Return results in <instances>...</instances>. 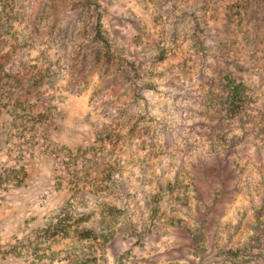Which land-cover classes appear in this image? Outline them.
<instances>
[{
  "label": "rangeland",
  "instance_id": "374dc122",
  "mask_svg": "<svg viewBox=\"0 0 264 264\" xmlns=\"http://www.w3.org/2000/svg\"><path fill=\"white\" fill-rule=\"evenodd\" d=\"M86 1L0 0V175L26 172L0 186V264H264V13L252 0H88L107 46ZM226 78L249 95L236 117L222 111ZM143 163L170 196L140 182ZM66 212L36 260L4 256Z\"/></svg>",
  "mask_w": 264,
  "mask_h": 264
},
{
  "label": "trees",
  "instance_id": "16d2710c",
  "mask_svg": "<svg viewBox=\"0 0 264 264\" xmlns=\"http://www.w3.org/2000/svg\"><path fill=\"white\" fill-rule=\"evenodd\" d=\"M254 1L255 4H257V8L259 10H261V13L263 12L264 13V0H252ZM88 4H93V6L95 5V9L97 10V14L98 15V21H97V26H96V33L94 35V38L97 40V43L98 44H101V43H104L105 45L109 46V42L107 41V39L105 37L102 36V30H101V24H100V12H99V5L97 2H90V1H86ZM262 13V14H263ZM263 17H264V14H263ZM197 29V33L196 34H200L202 35L203 34V31H202V28L199 27L198 24H196V27H195V30ZM196 32V31H195ZM197 36V35H196ZM200 52L202 53L203 50H204V43L202 42L201 45H200ZM126 65V64H125ZM133 70H134V76L132 77V80L136 77H138V73H137V70L135 68V66L133 65ZM2 72H3V68L0 67V86L2 84H4V79H3V76H2ZM6 77V75H4ZM228 79V78H226ZM224 87L222 88L223 92H225V96L223 97V99L221 100V105L223 107V112H225L228 116H230L231 114H235L233 112H235V108H237V111H239L240 109H242L245 104H246V101H244V97L245 99H249V95L245 92V85L242 84V83H237L235 80L231 79V80H226V82L224 83ZM11 95H9L8 93H6V96H5V100L8 102L9 100V97ZM250 102H251V99H250ZM20 102L17 101L15 103V105H13V109L14 110H18L20 109ZM24 107V106H23ZM237 112L235 114V117H236ZM18 118H21L20 115H17ZM34 125L36 124L35 121H37V118H35L34 120ZM24 124L21 126H28V128L30 127V125H28V122L26 119L23 120ZM37 125V124H36ZM134 127V125H133ZM31 128H29L30 130ZM164 129V128H163ZM35 130V129H34ZM34 130L32 129L31 131L34 132ZM52 131H54L52 129ZM163 130H161V132H159L158 134H162ZM167 137H163V145H162V148L165 150L164 153L166 154H169L170 152L171 153H174L172 151V149L170 148V145L168 142H172V139H170L168 137V135H166ZM144 137H146V135L144 134ZM224 137V136H223ZM234 137V135H233ZM233 137H231V139H234ZM155 139V138H154ZM170 140V141H169ZM49 141V140H48ZM56 148V147H55ZM57 149L62 152V153H65V155H68L70 154V152L66 151L67 149L64 148V147H57ZM87 149H90L92 150V147L91 148H87ZM86 150V149H85ZM173 155L169 154L168 158H171L172 159ZM228 157V160H227V165H235L237 162H235V158H237L236 156L233 158H231L229 155L227 156ZM229 157L231 159H229ZM233 157V156H232ZM216 161H218L219 163H221V158H219L218 160L216 159ZM13 163V162H12ZM206 163H204V161L200 162L199 164L196 165H193L194 166V170H199L200 172H207L209 169L206 167ZM17 169V170H16ZM152 171H154V169H151ZM4 174H1L0 175V186L3 185V184H6L8 187L12 186V187H15V186H21L23 181L25 180V177H26V172L23 168L22 165H19L17 164L15 167H12L10 169H5L3 170ZM75 171H73L74 173ZM165 173L168 172L167 169L164 170ZM233 172H236L233 171ZM198 173V172H197ZM199 174V173H198ZM203 174V173H202ZM200 175V179L203 180L205 183H206V186H207V190L210 189L212 186L210 185V183H208L207 181L209 179H213V176L212 175H208V174H205L204 175ZM140 175L142 177H139L140 179V182H142L143 184V180H144V183L146 182L147 179L151 177V180H154L156 182V184L158 185L159 187V195L163 196V195H169L171 189H168L167 186H165V184H169L167 183V175H163V177H160L157 181L156 177H155V173L153 172V175L151 174V171L149 169V166H146L143 164H141V167H140ZM193 176V175H192ZM227 176H232L231 175V172L227 174ZM227 176H223L222 173H220V176L217 175V181L219 182L218 183V186L219 188H214V192L216 193V195L218 197H220V195H222V191H225L226 189L230 191V187L231 186V182L227 181V179H229L230 177H227ZM233 177V176H232ZM231 177V179H232ZM146 178V179H144ZM164 180V182H163ZM196 180V177H194L191 181L193 183V187H195L197 184H195ZM206 180V181H205ZM160 184H159V183ZM146 184H148V182H146ZM171 184V183H170ZM199 185V184H198ZM167 188V189H166ZM197 192H201V201L203 203V201L208 198V196H204L202 191L198 188L195 189ZM208 195H210L211 193L210 192H207ZM226 193H229V192H226ZM170 196V195H169ZM216 197V198H218ZM214 198L213 199V203L211 206H214V208L218 205V203H220V201H217V199ZM180 199V198H179ZM179 199L177 198V201L179 202ZM209 199V198H208ZM154 203H157L158 202V197H155V199H153ZM182 205L186 206L187 205V202H186V205H185V202L184 200H182ZM67 207L61 209V210H66ZM114 208L111 209V212L112 211H115L113 210ZM117 211V210H116ZM211 211L210 210H207L205 213H203L204 215L200 216L203 217L202 220H205L208 216V214L210 213ZM65 215L61 216L60 218H63V219H53L52 221V218H49L48 220H46L44 223H42L41 227H37L36 229H34L33 231H31V233L29 234V237H27L26 239H24L23 241H20V242H17L15 245H11L9 250L6 251V253H4V256H8V257H12L14 259H27V258H31L32 261L36 260L37 259V255H39V251H40V247L45 245L46 243H51L53 244L54 241L56 240L57 237H64L65 234H66V229H65V220L66 221H70V217L68 215V213H64ZM218 219V218H217ZM217 219H215V221H213L214 219L213 218H210L209 219V223L211 221H213L214 223L217 221ZM172 225L174 226H178L180 225V222L179 221H175L174 223H172ZM217 225V223H216ZM81 232H83L85 238L87 236V238H95L96 235H95V232H93V230H85V229H82ZM76 235L78 236L79 235V232H76ZM92 241H94V246H99L97 244V239H90ZM200 240H198V243H199ZM16 242V241H15ZM247 250V249H246ZM245 250V251H246ZM240 252V249H237V252L235 255H232L234 258V256L238 257L237 254H239Z\"/></svg>",
  "mask_w": 264,
  "mask_h": 264
}]
</instances>
